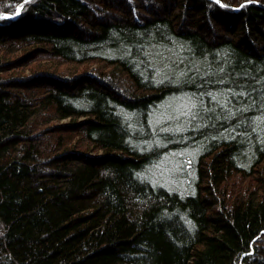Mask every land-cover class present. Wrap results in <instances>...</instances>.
I'll return each mask as SVG.
<instances>
[{"label": "trees", "instance_id": "1", "mask_svg": "<svg viewBox=\"0 0 264 264\" xmlns=\"http://www.w3.org/2000/svg\"><path fill=\"white\" fill-rule=\"evenodd\" d=\"M3 13L0 264H264V0Z\"/></svg>", "mask_w": 264, "mask_h": 264}, {"label": "snow or ice", "instance_id": "2", "mask_svg": "<svg viewBox=\"0 0 264 264\" xmlns=\"http://www.w3.org/2000/svg\"><path fill=\"white\" fill-rule=\"evenodd\" d=\"M25 2H26V0H25ZM23 7H24V4H21V5L19 6L20 9H23ZM17 14H18V13H17ZM2 15H3V16H8L9 13H3Z\"/></svg>", "mask_w": 264, "mask_h": 264}, {"label": "built area", "instance_id": "3", "mask_svg": "<svg viewBox=\"0 0 264 264\" xmlns=\"http://www.w3.org/2000/svg\"><path fill=\"white\" fill-rule=\"evenodd\" d=\"M11 17H13V16H11V15H8V16H0V18H11Z\"/></svg>", "mask_w": 264, "mask_h": 264}, {"label": "bare ground", "instance_id": "4", "mask_svg": "<svg viewBox=\"0 0 264 264\" xmlns=\"http://www.w3.org/2000/svg\"><path fill=\"white\" fill-rule=\"evenodd\" d=\"M18 11H19V10L17 9V12H16V13H18Z\"/></svg>", "mask_w": 264, "mask_h": 264}, {"label": "rangeland", "instance_id": "5", "mask_svg": "<svg viewBox=\"0 0 264 264\" xmlns=\"http://www.w3.org/2000/svg\"><path fill=\"white\" fill-rule=\"evenodd\" d=\"M12 16H15V15H12Z\"/></svg>", "mask_w": 264, "mask_h": 264}]
</instances>
